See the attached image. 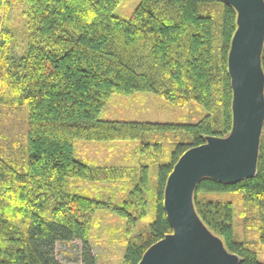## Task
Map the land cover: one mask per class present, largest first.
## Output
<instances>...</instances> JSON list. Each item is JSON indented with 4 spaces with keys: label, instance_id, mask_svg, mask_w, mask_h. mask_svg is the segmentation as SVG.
Instances as JSON below:
<instances>
[{
    "label": "trees",
    "instance_id": "trees-1",
    "mask_svg": "<svg viewBox=\"0 0 264 264\" xmlns=\"http://www.w3.org/2000/svg\"><path fill=\"white\" fill-rule=\"evenodd\" d=\"M122 1L0 0V118L29 109L28 164L0 138V264H63L57 244L75 241L82 242L83 264H98L92 240L104 234L99 211L125 222L106 234L125 243L122 264H140L173 233L165 189L178 161L208 137L232 131L234 7L225 0H142L123 19L114 13ZM15 4L27 6L28 46L20 56L8 25ZM136 92H154L180 109L194 105L202 115L179 123L100 119L113 95ZM77 139L138 141L137 164L91 167L74 158ZM193 201L240 264H261L264 125L256 175L237 183L204 178ZM237 216L251 222L256 245L236 237Z\"/></svg>",
    "mask_w": 264,
    "mask_h": 264
},
{
    "label": "water",
    "instance_id": "water-1",
    "mask_svg": "<svg viewBox=\"0 0 264 264\" xmlns=\"http://www.w3.org/2000/svg\"><path fill=\"white\" fill-rule=\"evenodd\" d=\"M238 13L228 57L233 88V128L226 138L187 151L165 189L173 233L153 245L140 264H240L196 213L193 195L204 178L237 183L254 177L264 125V0H225Z\"/></svg>",
    "mask_w": 264,
    "mask_h": 264
},
{
    "label": "rangeland",
    "instance_id": "rangeland-1",
    "mask_svg": "<svg viewBox=\"0 0 264 264\" xmlns=\"http://www.w3.org/2000/svg\"><path fill=\"white\" fill-rule=\"evenodd\" d=\"M141 2L142 0H123L114 13L123 19H130ZM26 9L27 6L25 4H15L8 14V25L16 31L15 54L17 56L24 55L28 46L27 22L24 15ZM197 114L202 115L200 110L194 105L180 109L171 104L166 98L154 92H136L131 95H113L103 108L100 119L179 123L196 122ZM28 119V107H26L25 111H21V113L15 115L7 116L2 113V118H0V138L2 142L7 141L8 147L14 149L18 153L19 158L22 157L25 165L29 162ZM138 144V141H87L77 139L74 141V158L78 161L87 162L91 167L133 166L137 164L133 158V153L138 148ZM80 185L84 188L88 187L91 191L94 188L105 187V185ZM236 208L239 212L244 210L239 202L236 203ZM99 214L105 216L103 218V232L101 231L104 234L96 233L93 235L92 252L97 256L98 264H122L125 243L118 241L114 236H106V234L108 228L123 229L125 222L110 211H99ZM250 223L237 216L235 220V234L241 242L256 245L257 234L248 227ZM138 225L139 223L133 228L135 230L134 233H136ZM97 234L100 236L98 241L95 238ZM56 256L63 264H83L82 242L75 241L71 244L58 243L56 246ZM259 262L264 264V249L259 253Z\"/></svg>",
    "mask_w": 264,
    "mask_h": 264
}]
</instances>
